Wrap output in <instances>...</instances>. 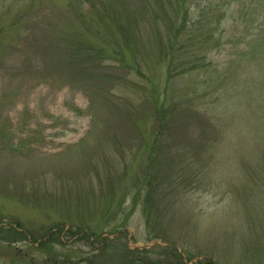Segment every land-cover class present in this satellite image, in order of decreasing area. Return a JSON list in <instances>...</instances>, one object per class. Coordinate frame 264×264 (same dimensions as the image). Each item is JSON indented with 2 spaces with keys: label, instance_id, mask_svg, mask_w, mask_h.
Wrapping results in <instances>:
<instances>
[{
  "label": "rangeland",
  "instance_id": "374dc122",
  "mask_svg": "<svg viewBox=\"0 0 264 264\" xmlns=\"http://www.w3.org/2000/svg\"><path fill=\"white\" fill-rule=\"evenodd\" d=\"M70 1L0 0V220L28 237L0 240V264H264V0L212 6L208 48L172 79L152 54L141 74L67 65L63 37L89 36ZM151 98L176 116H151ZM145 181L163 189L150 209ZM50 228L61 242L38 249Z\"/></svg>",
  "mask_w": 264,
  "mask_h": 264
},
{
  "label": "trees",
  "instance_id": "16d2710c",
  "mask_svg": "<svg viewBox=\"0 0 264 264\" xmlns=\"http://www.w3.org/2000/svg\"><path fill=\"white\" fill-rule=\"evenodd\" d=\"M257 1L252 0L251 3H256ZM70 2L71 6H75L77 16L80 17L78 18L82 22L83 31L88 33L89 36L83 41H75L72 38L63 37L62 40L65 41L62 45V50L70 54L71 58L67 61V65L82 68L89 72L95 70L96 72L97 68L104 61L112 59L123 65L128 72L141 74L140 67L149 60V55L152 54L160 61L164 60L167 62V79H172V77L176 76L178 74L177 70L180 67H184L186 63L198 60L195 55H192L193 49L199 47L204 50L208 48V46L204 47L208 40V37H204L206 33H198L197 30L204 29L208 22H213L216 25L221 23V17L218 14L214 16L209 15L211 13L210 9L214 12L212 6H245V0H230L228 3L222 2L221 4L217 3L216 0H210L206 3L198 2L196 4L195 0H139L137 3L132 2V0H73ZM86 4L91 9H88ZM192 5L200 7L195 10L198 12L195 16H193L195 11L191 10ZM30 8L31 6H29ZM23 11L24 9L18 10L13 21H21ZM108 21L110 22V28L106 25ZM191 25L194 28L187 33H190L192 36L184 39L183 36L186 34L185 29ZM41 33L46 35V31L44 30H41ZM109 39L112 42V50L114 51V54L110 56L107 55L108 49L104 48V42H108ZM198 43L200 46H198ZM150 48L152 50L148 51ZM46 49L52 51L55 48L50 44ZM46 49H44L45 52ZM95 64H97L96 68ZM107 76L106 74L105 77L107 79H112ZM149 102L152 104L149 108H152L151 116L158 118L161 122L164 121V118L172 120L177 114L176 103L169 106L162 104L156 98H151ZM135 114L137 118H140L139 115H144V113H139L138 107ZM137 130L140 131L139 129ZM154 133L156 135L151 143L153 148H157L159 141H162L163 137L162 135L160 136L159 130ZM147 183L148 181L144 183V187L146 186L147 189L144 205L146 206L147 204V209H150L152 205L160 203V201H156L155 196L157 194L163 196V189L156 188L155 186L152 187L150 183ZM144 209L146 208L144 207ZM56 227L58 228L59 226L54 225L53 228ZM53 228L44 231V236L46 237L47 234H50ZM57 232H61V229ZM24 233L16 228L14 222L4 224L0 220V240H6L9 243L21 241V239L27 240L26 232ZM30 234L33 235L32 232ZM68 234L71 236L76 234L86 236L89 233L87 234L84 228L78 226L76 229H69ZM88 237L90 240L93 238V236L89 235ZM94 239L102 242L101 248H104L111 242L121 245V242L116 239L108 241L106 237L100 240L99 236L94 237ZM55 240L61 242L58 233L52 232L49 239L41 241L37 248L43 249L46 243H54ZM34 241L36 240L34 239ZM124 253V258H129L132 251L126 247ZM133 260L131 264H146L145 260L150 261L149 258L141 256L133 258ZM46 261L56 264L55 257L52 254L48 256ZM154 264H171V262L165 263L159 260L154 262ZM177 264L185 263L179 259Z\"/></svg>",
  "mask_w": 264,
  "mask_h": 264
}]
</instances>
